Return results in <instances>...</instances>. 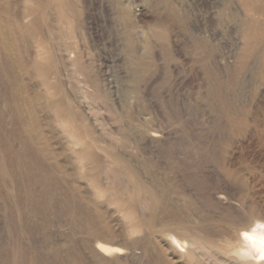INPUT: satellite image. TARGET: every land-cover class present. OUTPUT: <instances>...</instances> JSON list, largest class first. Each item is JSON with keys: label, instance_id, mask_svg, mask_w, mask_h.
I'll return each mask as SVG.
<instances>
[{"label": "rangeland", "instance_id": "1", "mask_svg": "<svg viewBox=\"0 0 264 264\" xmlns=\"http://www.w3.org/2000/svg\"><path fill=\"white\" fill-rule=\"evenodd\" d=\"M49 1L0 0V264H261L259 0Z\"/></svg>", "mask_w": 264, "mask_h": 264}, {"label": "bare ground", "instance_id": "2", "mask_svg": "<svg viewBox=\"0 0 264 264\" xmlns=\"http://www.w3.org/2000/svg\"><path fill=\"white\" fill-rule=\"evenodd\" d=\"M37 2H39L40 0H36ZM52 0H50L47 4L50 5ZM244 7L247 9V10H250L251 12H253L254 14L256 15H261L263 16L264 18V0H259V1H256V2H249V3H244L243 4ZM2 11V6L0 4V13ZM241 26H242V31H243V38H244V42L243 44H246L247 48L245 50V53L242 54V59H247L249 57H256L255 61H256V67H255V64L252 65V67L257 68L259 66H261L262 68H264V19L263 20H257L256 18L254 17H247V18H244L241 22ZM2 34H3V25H2V22H1V18H0V45L3 44V38H2ZM262 44V46L260 45ZM262 47V48H261ZM260 48V49H259ZM3 61V58L0 56V62ZM248 61L245 60V63H247ZM233 121V119H232ZM231 121V131H234L236 126L235 124H232L233 122ZM235 121V120H234ZM237 129V128H236ZM236 134V133H235ZM155 136V135H154ZM157 136V135H156ZM232 143V142H231ZM126 168V171L128 172L130 170V168H128V165L125 166ZM225 171V170H224ZM228 171V170H227ZM226 171V173H227ZM126 173V172H125ZM134 178V177H133ZM138 178V177H136ZM141 181V180H139ZM137 182V181H136ZM152 182V181H151ZM155 182V181H154ZM144 183V182H143ZM142 181L141 182H137V185L135 188L138 189V191L141 189L144 190L145 192H147L146 194H148L149 192V195L151 196V192L154 193V195L156 194L155 193V187L152 186L153 184H151V186H146L147 184H143ZM157 188V187H156ZM152 193V194H153ZM139 196V195H138ZM154 197V196H153ZM156 197V196H155ZM159 205V204H157ZM151 215V214H150ZM153 217V216H152ZM260 217V216H259ZM151 221V220H150ZM152 223V222H151ZM248 223V222H247ZM246 224V223H245ZM182 225V224H181ZM261 225H264V219L263 218H257L256 216H252V218L250 219V223H248V225H241L243 227H240L236 230H234V228H232V236L228 235V237L226 239H224V243L221 242V245L222 244H226V246L228 245L229 247H227V249L231 247V245H229V240L228 238L229 237H233V239H237L239 236H238V232H245V233H248L250 236H254L256 237L255 240H250V239H245L247 240V246H248V250L251 249V251L255 252L254 257H256L257 259H260L261 261V264H264V258H261L262 257V254H261V251H260V237L262 235H264V228L260 227ZM168 226V225H167ZM187 227V226H186ZM185 227V230L187 229ZM189 227V225H188ZM239 227V226H238ZM181 229V228H179ZM189 230V229H188ZM168 231V229H167ZM166 232V231H165ZM187 232V231H186ZM191 233V231H188ZM229 232V231H228ZM226 232V234L228 233ZM189 233V234H190ZM196 232H193L192 234V240H194V242L198 241V240H201L202 238H206L204 237L203 235H196L194 236ZM229 233V234H231ZM168 235H173V237L175 238V240L177 241V243L180 245V246H183L184 244V240L181 239L180 236L178 235H175L174 233H168ZM187 235V234H186ZM215 235V234H214ZM221 235V234H220ZM187 236H191V235H187ZM194 236V237H193ZM222 236V235H221ZM184 238V237H182ZM221 238V237H220ZM233 239H231L232 241H234ZM191 240V241H192ZM206 240V239H205ZM193 242V241H192ZM211 242V241H209ZM219 242V241H218ZM228 243V244H227ZM231 244V242H230ZM96 248L104 253V254H107V253H111L112 251H116L118 254L122 253L121 249L120 248H116V247H111L107 244H103V243H100L98 242L96 244ZM220 248V247H219ZM222 248H225L224 245ZM229 252V250H228ZM227 252V253H228Z\"/></svg>", "mask_w": 264, "mask_h": 264}, {"label": "snow or ice", "instance_id": "3", "mask_svg": "<svg viewBox=\"0 0 264 264\" xmlns=\"http://www.w3.org/2000/svg\"><path fill=\"white\" fill-rule=\"evenodd\" d=\"M260 227L264 228V225H261ZM244 236L247 239H250V240H255L256 239V237L250 236L248 233H244ZM259 239H260V251H261V254H262L261 258H264V235H262Z\"/></svg>", "mask_w": 264, "mask_h": 264}]
</instances>
